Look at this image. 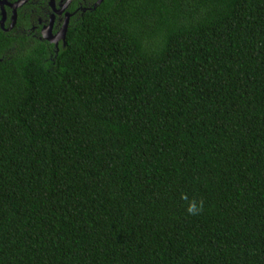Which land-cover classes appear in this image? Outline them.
Returning <instances> with one entry per match:
<instances>
[{"label":"trees","instance_id":"1","mask_svg":"<svg viewBox=\"0 0 264 264\" xmlns=\"http://www.w3.org/2000/svg\"><path fill=\"white\" fill-rule=\"evenodd\" d=\"M7 40L0 264H264V0H104L58 54Z\"/></svg>","mask_w":264,"mask_h":264},{"label":"flooded vegetation","instance_id":"2","mask_svg":"<svg viewBox=\"0 0 264 264\" xmlns=\"http://www.w3.org/2000/svg\"><path fill=\"white\" fill-rule=\"evenodd\" d=\"M103 2L0 0V34L9 39L4 47L14 53L18 49L32 48L37 43H47L58 54L66 44L72 24L95 11Z\"/></svg>","mask_w":264,"mask_h":264}]
</instances>
